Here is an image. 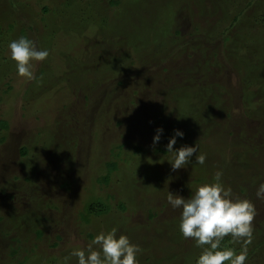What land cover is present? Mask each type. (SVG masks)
Masks as SVG:
<instances>
[{"label":"rangeland","instance_id":"1","mask_svg":"<svg viewBox=\"0 0 264 264\" xmlns=\"http://www.w3.org/2000/svg\"><path fill=\"white\" fill-rule=\"evenodd\" d=\"M247 1L0 0L8 67L0 72V264H59L112 227L140 246L139 264H183V253L198 248L177 230L180 209L167 193L186 198L217 169L234 196L256 207L253 241H261L247 246L245 264H264V201L255 197L264 181V116L254 115L262 99L251 95L252 78L264 75V0ZM21 35L49 50L33 62L32 80L8 58V42ZM157 127L163 133L153 144ZM174 129L184 135L173 149L196 144L203 165L193 154L171 169L165 146ZM112 161L108 181L97 182ZM90 196L110 209L83 223ZM30 202L45 216L38 238L10 218Z\"/></svg>","mask_w":264,"mask_h":264},{"label":"clouds","instance_id":"2","mask_svg":"<svg viewBox=\"0 0 264 264\" xmlns=\"http://www.w3.org/2000/svg\"><path fill=\"white\" fill-rule=\"evenodd\" d=\"M8 58L14 62L16 74L25 80L35 79L34 63L49 56L47 48H38L27 36L21 35L7 44ZM163 129L157 127L152 143H157ZM184 135L180 129H174L168 138L166 150L170 154L171 169L176 170L192 163L203 165L206 154H197L198 146L182 145L173 149L177 137ZM223 171L217 169L211 182L196 185L194 191L186 198L167 193V203L173 209H180L178 231L184 238H191L200 249L195 264H245L248 258V245L253 238L252 221L257 214L252 200L233 195L231 186L222 181ZM255 197L264 201V181L256 186ZM118 229L112 227L99 231L84 247L71 249L59 260V264H70L72 257L76 264H139L138 254L142 249L131 243L123 233L117 235ZM229 237V242L224 238ZM239 244V249L229 246Z\"/></svg>","mask_w":264,"mask_h":264},{"label":"trees","instance_id":"3","mask_svg":"<svg viewBox=\"0 0 264 264\" xmlns=\"http://www.w3.org/2000/svg\"><path fill=\"white\" fill-rule=\"evenodd\" d=\"M109 3L111 5H117L118 4V0H109ZM250 3V0L247 1V3H245V5L247 6V4ZM233 19H235L237 21V14L236 16L234 15ZM240 21V19L238 20ZM240 25L242 26V24L240 23ZM238 32V31H237ZM239 33V32H238ZM252 38H256V37H253ZM252 40V39H251ZM155 41V40H154ZM247 48V47H246ZM125 52V49L123 50ZM126 53V52H125ZM126 57L128 59H131L129 57V54L128 52L126 53ZM134 59V58H133ZM135 61V60H134ZM131 62V63H134ZM0 72L4 71H8L7 68H4L2 66V61L0 60ZM4 68V69H3ZM15 70V69H14ZM43 71V70H42ZM10 73V72H9ZM111 74V73H110ZM108 74V76L110 75ZM264 75L260 74V75H255V77L252 78V83L255 84V86L257 87L256 91H254V93H252L251 91V95L252 96H257L258 98L262 99L260 105L258 106V108H254V112H255V116L261 120L260 117H263L264 116V107H262V103L264 102V83L261 81L263 79ZM54 79V77H53ZM99 80V79H98ZM98 80H96V82H98ZM7 88H10V86H7ZM250 92V91H249ZM184 97V96H183ZM181 97V98H183ZM247 97H251L250 95ZM249 100V98H248ZM247 100V101H248ZM0 126L1 127H5L6 126V120L5 119H0ZM38 132V131H37ZM36 139L33 138V141H35ZM135 148L138 149L139 146L138 145H135ZM19 151L21 154H24L26 155L28 150H27V146L25 144H22L20 145L19 147ZM116 168V163L114 161L112 162H108L106 164V170H104L103 172H101L100 174H98V176L96 177V181L97 182H103V183H106L109 179V176L111 174V172ZM257 180H260L259 177H257L256 181ZM239 188V187H238ZM241 189V188H240ZM242 190V189H241ZM247 195V194H246ZM253 196V195H252ZM37 203L35 202H30L29 205H30V209L26 208L25 211H23L22 213H29V215H31V217L29 219H22L23 218V214H21L20 216H18L17 218V221L14 217V214H10V218H12L13 220V224L14 225H17L18 227L22 228V224H23V227L24 226H27L28 230L31 232L32 231V234L34 235V238H38V237H41L42 236V233L44 231V226L42 225L41 223V220L44 219V215H42L41 213H39V210L37 208H35V205ZM121 208H123L122 205H120ZM55 208H57V206H55ZM110 207H109V204L103 202L102 200H100V198H98L97 196L93 197V196H90L89 197V200L84 204V207H83V211H81L80 213V216H81V221L83 223H87L89 221V217L90 216H94V217H97L98 215L100 214H105L109 211ZM3 215V214H2ZM1 215V218L3 217ZM104 216V215H103ZM26 224V225H24ZM178 230V228H177ZM257 232H259L258 230L255 232L257 234ZM253 233H254V230H253ZM56 235V238L60 237V235L57 233L55 234ZM88 236H91L90 233H88ZM259 236V235H258ZM255 238L252 239V244L254 245V248L256 247V245H258V243H260V239H258L256 242H254ZM225 242H229V237H225L224 238ZM256 240V239H255ZM193 241V240H192ZM192 244H194V242H192ZM256 244V245H255ZM229 246L231 247H234V243H229ZM30 248H33L32 246H30ZM194 248L196 249L197 247L194 246ZM253 248V249H254ZM15 252V249L12 250V253ZM200 252V249L198 248L196 253H192L191 251H185L183 253V258H185L182 263L183 264H195V258L196 256L199 254ZM254 252V251H253ZM142 263V262H141ZM225 264H227V262H225Z\"/></svg>","mask_w":264,"mask_h":264}]
</instances>
